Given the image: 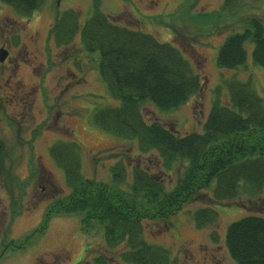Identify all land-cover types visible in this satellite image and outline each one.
Instances as JSON below:
<instances>
[{"label": "rangeland", "instance_id": "374dc122", "mask_svg": "<svg viewBox=\"0 0 264 264\" xmlns=\"http://www.w3.org/2000/svg\"><path fill=\"white\" fill-rule=\"evenodd\" d=\"M100 7L110 21L172 43L201 80L197 94L177 111L164 113L144 104L142 114L148 122L158 121L180 135L201 132L216 88L232 75L250 81L264 100V67L252 63L253 43L244 44L245 66L236 71L217 66L220 46L230 34L252 30L254 25H259L264 34V0H236L231 9L223 7V0H102ZM69 9L79 12L82 24L92 14V2L46 0L29 17L0 2V47L9 46L15 56L25 58L11 84L18 90L21 87L20 92L27 85L36 87L32 107L36 122L32 123L36 125L45 116L40 118L38 112L43 111L46 97L49 105L52 99L53 103L58 99L62 109L59 129L48 124L43 133H36L41 127L34 130L33 124L20 128L18 138L17 129L3 127L5 121L0 120V264H124L118 256L123 245L116 249L105 246L100 214L65 212L70 190L64 172L49 154V147L57 140L79 145L80 172L86 180L101 182L118 199L126 198L132 206L142 203L148 209L142 215L145 239L164 247L171 264H234L224 245L226 228L248 214L264 216V188L259 194L241 193L234 200L215 205L209 197L211 187L201 191L199 196L206 197L203 202L216 207L218 220L198 229L192 213L199 203L189 202L171 214L160 208L159 199L163 197L157 198L158 206L154 207L156 203L149 199L126 193L127 186H113L110 167L116 162L123 164L128 182L137 165L162 179L168 191L183 166L179 163L163 170L155 153L138 154L132 141L96 128L95 111L118 102L99 78L98 54L87 52L78 35L68 46L55 45L51 27L56 15ZM13 38L18 47L10 43ZM27 63H33L32 75L25 67ZM219 97L226 103L222 88ZM0 112L4 118L13 112L12 105L1 104ZM33 137L35 143L30 142ZM212 232L216 242L211 239Z\"/></svg>", "mask_w": 264, "mask_h": 264}, {"label": "trees", "instance_id": "16d2710c", "mask_svg": "<svg viewBox=\"0 0 264 264\" xmlns=\"http://www.w3.org/2000/svg\"><path fill=\"white\" fill-rule=\"evenodd\" d=\"M46 0H0L16 13L29 17ZM92 14L80 24L73 9L56 15L51 35L58 47L68 46L78 35L83 48L98 54V74L110 97L118 105L105 106L93 114L100 131L132 141L138 154L153 152L163 170L181 164L183 172L166 190L162 179L146 168H132L131 181L121 162L110 167L111 184L127 186L135 198L162 204L176 213L183 206L199 203L192 213L196 228H206L218 220L215 204L236 199L241 193L256 195L264 188V100L250 81L232 75L215 90L201 132L176 134L158 121L148 122L144 104L161 112H174L197 94L201 80L179 49L154 35L112 22L101 11L102 0H91ZM236 0H223L231 9ZM253 43L252 63L264 67V34L259 25L252 30L230 34L220 46L217 66L236 71L245 66V42ZM226 92V103L220 90ZM80 149L75 142L58 140L49 154L64 172L69 188L66 213L92 211L100 214L107 249L123 245L119 261L124 264H171L169 252L145 239L142 219L147 211L142 203L130 205L118 199L109 186L86 180L80 172ZM213 201L204 203L201 191ZM71 198V199H70ZM206 198V197H205ZM72 201V202H71ZM215 202V203H214ZM57 203V202H55ZM201 204V205H200ZM167 213V214H168ZM165 215H162V218ZM211 239L217 241L212 232ZM224 245L234 264H264V216L248 214L228 224Z\"/></svg>", "mask_w": 264, "mask_h": 264}, {"label": "flooded vegetation", "instance_id": "af4514ba", "mask_svg": "<svg viewBox=\"0 0 264 264\" xmlns=\"http://www.w3.org/2000/svg\"><path fill=\"white\" fill-rule=\"evenodd\" d=\"M14 36L15 35H13V37ZM10 43L13 44L14 47L19 46L18 42L14 38L10 40ZM0 50L6 51L5 59L0 60V106L1 104H4V106L10 104L12 105L13 109V112H10V114L8 113L4 118L0 112V120L5 121V125L3 127H6L8 129L10 128L11 130L17 129L16 138H18L20 137V131L22 130L20 128L24 127L25 129H27L36 122V117L32 116V107L34 106L33 101L36 100L35 96H37L35 92L36 87L27 85V89H25L23 92H20L19 90L21 89V87L18 90L15 85L11 84L12 79L17 75L16 70L18 69L19 65L22 64V62L20 61H23V59L25 58L23 56H15L9 46L0 47ZM32 64L33 63H27L25 65V67L30 70L28 72L31 75L35 71ZM43 102L45 103L43 111H39L38 113H40V118H42V114L44 115V113L45 116H43V119H40L39 123H36V125L34 124V130H36V128L39 126L41 127L36 133H43L44 126L46 125V127H48V124H51V126L56 125V129H59L60 124L62 123V109L58 104V99L55 98L54 103L52 99L50 105L48 103L47 97L46 100L42 101V103ZM34 139L35 137H33V141L30 142L35 143L36 140Z\"/></svg>", "mask_w": 264, "mask_h": 264}, {"label": "water", "instance_id": "95a60500", "mask_svg": "<svg viewBox=\"0 0 264 264\" xmlns=\"http://www.w3.org/2000/svg\"><path fill=\"white\" fill-rule=\"evenodd\" d=\"M6 57V51L5 50H0V60H4Z\"/></svg>", "mask_w": 264, "mask_h": 264}]
</instances>
